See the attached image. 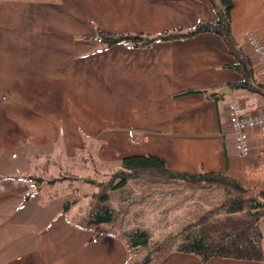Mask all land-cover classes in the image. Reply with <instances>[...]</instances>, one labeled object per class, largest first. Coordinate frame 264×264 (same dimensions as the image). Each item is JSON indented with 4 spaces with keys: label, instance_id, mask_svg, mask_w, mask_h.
<instances>
[{
    "label": "crops",
    "instance_id": "obj_1",
    "mask_svg": "<svg viewBox=\"0 0 264 264\" xmlns=\"http://www.w3.org/2000/svg\"><path fill=\"white\" fill-rule=\"evenodd\" d=\"M232 2V32L264 83L245 35L255 30L264 40V0ZM217 17L211 0H0V264H125L130 258L113 232L76 224L84 212L64 209L66 187L57 189L59 181L46 178L37 190L23 177L34 158L74 160L78 150L96 145L109 170L126 156L154 155L169 170L221 172L264 192V139L252 135L251 153L241 155L229 112L239 97L257 99L261 113L264 99L229 86L242 76L227 66L236 60L219 35L149 46H106L98 37L183 32ZM260 228L264 248V218ZM155 264L264 261L202 262L171 251Z\"/></svg>",
    "mask_w": 264,
    "mask_h": 264
},
{
    "label": "trees",
    "instance_id": "obj_2",
    "mask_svg": "<svg viewBox=\"0 0 264 264\" xmlns=\"http://www.w3.org/2000/svg\"><path fill=\"white\" fill-rule=\"evenodd\" d=\"M217 11L214 22L201 21L194 28L157 36L147 34L113 35L99 32V39L106 45L129 43L132 46H149L159 40L195 36L202 32L219 35L226 43L228 53L235 58L228 67L242 76L238 82L230 83L232 89H244L253 96L264 99V83L258 80L256 69L250 56L244 51L232 32V0H211ZM213 96L215 94H212ZM35 159V158H34ZM48 165V163L46 164ZM107 183L95 182L88 178H76L61 175L48 182L56 184L64 180H84L85 183L99 187V192L90 195L88 208L75 222L82 228L94 229L98 234L113 232L126 243L130 258L125 264H155L171 251L192 253L207 262L214 257L232 258L249 261H264L263 232L260 221L264 218V192L242 185L236 179L221 172L197 173L172 171L166 167L164 159L154 155H131L122 159L119 167L111 172ZM160 176L175 181L186 182L199 187L222 188L225 192L223 202L214 209L207 210L197 220L186 224L179 232L170 234L162 241L152 244L153 233L145 227L123 226L126 215L125 205L116 206L125 199L131 177L142 179L148 176ZM34 181L36 189H40L43 177L29 172L25 176ZM145 181L141 190L145 194L154 184ZM143 183V182H142ZM141 183V184H142ZM146 184V185H145ZM147 186V187H144ZM122 189L124 197L116 198L111 191ZM124 198V199H123ZM128 200L125 199V201ZM81 203L79 196L64 204L69 210L73 205ZM147 248L148 253L141 262H136L133 255L136 249Z\"/></svg>",
    "mask_w": 264,
    "mask_h": 264
},
{
    "label": "rangeland",
    "instance_id": "obj_3",
    "mask_svg": "<svg viewBox=\"0 0 264 264\" xmlns=\"http://www.w3.org/2000/svg\"><path fill=\"white\" fill-rule=\"evenodd\" d=\"M92 153L95 155L96 162L92 157ZM76 157V159L70 160L61 156L59 160L55 159V161L49 159L35 161L34 159L32 161L34 163L32 173L43 177V180L46 178L52 180L53 176L61 177L64 174L76 178L92 179L97 183H107L112 177V169L109 170L108 167L103 166L98 161L96 145L94 149L88 148L86 152L84 149L82 151L78 150V156ZM47 163L48 165H46ZM137 178L131 177L129 181L130 188L127 192L132 193V196L129 197L126 194L125 199L128 198V200L125 201L123 198L124 200L121 203L115 201V204L117 207L123 204L127 209L126 213H123L126 215H121L122 218L126 216L123 219L122 227H145L149 229L153 233L152 244L162 241L170 234L179 232L186 224L192 222V218L195 219L207 210L217 208L225 198V192L222 188H198L199 186H193L186 182L154 175L139 180ZM147 180L148 183H152L154 186L150 187L145 194H142L141 188ZM58 183V185L56 184L57 189L66 187L65 193L60 195L64 199L72 201L79 196L81 203L72 206L71 212L74 213L85 212L91 199L90 195L99 192L98 186L87 184L84 180L70 179ZM145 185L144 187H147ZM111 192L117 199L124 195L122 189ZM165 211L168 214L171 212L177 216L158 215V212L164 213ZM147 254H149L147 248L136 249L133 259L136 262H141Z\"/></svg>",
    "mask_w": 264,
    "mask_h": 264
},
{
    "label": "built area",
    "instance_id": "obj_4",
    "mask_svg": "<svg viewBox=\"0 0 264 264\" xmlns=\"http://www.w3.org/2000/svg\"><path fill=\"white\" fill-rule=\"evenodd\" d=\"M246 43L262 66L264 75V40L255 30L246 32ZM257 99L244 102L235 97L229 103L230 123L235 138L236 148L243 155L251 153V136L258 135L264 139V111L259 113Z\"/></svg>",
    "mask_w": 264,
    "mask_h": 264
},
{
    "label": "water",
    "instance_id": "obj_5",
    "mask_svg": "<svg viewBox=\"0 0 264 264\" xmlns=\"http://www.w3.org/2000/svg\"><path fill=\"white\" fill-rule=\"evenodd\" d=\"M227 90H226V92L227 93H229L230 92V88H226ZM221 94H224L225 92L224 91H222V92H220Z\"/></svg>",
    "mask_w": 264,
    "mask_h": 264
}]
</instances>
